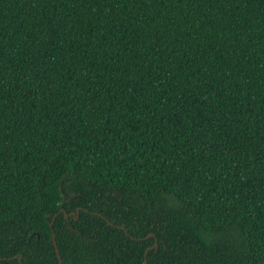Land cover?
Instances as JSON below:
<instances>
[{"label": "trees", "instance_id": "trees-1", "mask_svg": "<svg viewBox=\"0 0 264 264\" xmlns=\"http://www.w3.org/2000/svg\"><path fill=\"white\" fill-rule=\"evenodd\" d=\"M53 235L264 264V0H0V264H59Z\"/></svg>", "mask_w": 264, "mask_h": 264}, {"label": "water", "instance_id": "water-1", "mask_svg": "<svg viewBox=\"0 0 264 264\" xmlns=\"http://www.w3.org/2000/svg\"><path fill=\"white\" fill-rule=\"evenodd\" d=\"M156 245H157V240H155V245H154V246H156ZM53 246H54V248H55V253H56V256H57V259H58L59 264H63L62 261H61V258H60V255H59V252H58V249H57L56 243H55V236H54V235H53ZM147 250H148V249H147ZM147 250H146V252H147ZM4 260H5V259H4ZM18 261H20V257L18 258ZM143 264H145V261H144Z\"/></svg>", "mask_w": 264, "mask_h": 264}]
</instances>
